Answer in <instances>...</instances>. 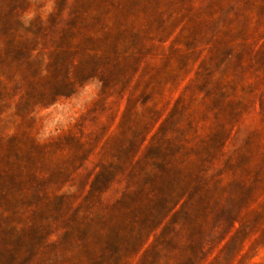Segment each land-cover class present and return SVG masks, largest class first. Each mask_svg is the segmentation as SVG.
Here are the masks:
<instances>
[{
	"label": "rangeland",
	"instance_id": "rangeland-1",
	"mask_svg": "<svg viewBox=\"0 0 264 264\" xmlns=\"http://www.w3.org/2000/svg\"><path fill=\"white\" fill-rule=\"evenodd\" d=\"M0 264H264V0H0Z\"/></svg>",
	"mask_w": 264,
	"mask_h": 264
}]
</instances>
